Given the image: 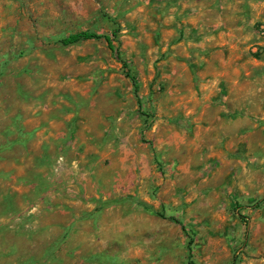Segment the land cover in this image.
I'll return each mask as SVG.
<instances>
[{"label":"rangeland","instance_id":"1","mask_svg":"<svg viewBox=\"0 0 264 264\" xmlns=\"http://www.w3.org/2000/svg\"><path fill=\"white\" fill-rule=\"evenodd\" d=\"M175 3L0 0V264H264V193L228 191L191 121L151 98L135 140L123 129L124 73L140 88L166 58ZM115 28L124 69L102 38ZM83 31L100 38L60 43ZM41 126L62 143L21 138ZM256 143L234 156L258 171Z\"/></svg>","mask_w":264,"mask_h":264},{"label":"crops","instance_id":"2","mask_svg":"<svg viewBox=\"0 0 264 264\" xmlns=\"http://www.w3.org/2000/svg\"><path fill=\"white\" fill-rule=\"evenodd\" d=\"M173 10L169 19L160 21L169 27L163 30L160 48L167 56L154 63L155 71L145 67L147 76L137 80L140 88L136 83L128 87L132 91L125 99L134 107L121 114L123 129L134 141L146 123L135 103L152 98L155 117L177 114L192 122L194 140L202 134L208 160L227 179L228 191L245 199L263 194L264 159H252V166L259 163L257 171L234 153L248 150L256 143L252 139L264 134V40L255 34L256 25L264 24V0H176ZM161 87L169 94L164 109ZM28 117L33 121L39 116ZM46 129L28 127L20 130L21 138L30 143L40 135L46 142L62 143L59 132ZM261 137L256 147L264 149Z\"/></svg>","mask_w":264,"mask_h":264},{"label":"trees","instance_id":"3","mask_svg":"<svg viewBox=\"0 0 264 264\" xmlns=\"http://www.w3.org/2000/svg\"><path fill=\"white\" fill-rule=\"evenodd\" d=\"M99 38H100V36L95 34V33L83 31V32L68 35L67 37L61 39L60 43L65 46V45L74 44L78 41H86V40L99 39ZM102 38L106 44L107 50L115 56V58L119 61L122 68L124 69L125 62L120 59V54H119L117 48H115L113 46V40L117 38V28L112 29L107 35H103ZM124 76L130 80L131 84L134 87V85H135L134 79L132 77H130V75L127 72L124 73ZM187 239H188L187 256H188V258H190L189 244H190L191 240H190L189 236H187Z\"/></svg>","mask_w":264,"mask_h":264},{"label":"built area","instance_id":"4","mask_svg":"<svg viewBox=\"0 0 264 264\" xmlns=\"http://www.w3.org/2000/svg\"><path fill=\"white\" fill-rule=\"evenodd\" d=\"M255 34L260 40H264V24L263 23H258L256 25ZM254 53H259V52H257V50H254Z\"/></svg>","mask_w":264,"mask_h":264}]
</instances>
